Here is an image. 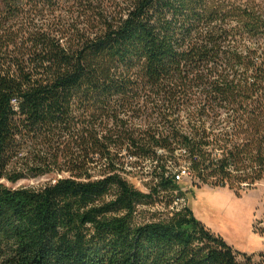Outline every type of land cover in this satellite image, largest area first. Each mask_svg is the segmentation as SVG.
<instances>
[{
  "label": "trees",
  "instance_id": "trees-1",
  "mask_svg": "<svg viewBox=\"0 0 264 264\" xmlns=\"http://www.w3.org/2000/svg\"><path fill=\"white\" fill-rule=\"evenodd\" d=\"M262 1L0 0V264H256L191 206L149 211L180 189L159 149L264 180ZM125 152L159 160L149 192Z\"/></svg>",
  "mask_w": 264,
  "mask_h": 264
},
{
  "label": "rangeland",
  "instance_id": "rangeland-1",
  "mask_svg": "<svg viewBox=\"0 0 264 264\" xmlns=\"http://www.w3.org/2000/svg\"><path fill=\"white\" fill-rule=\"evenodd\" d=\"M262 2L264 6V0ZM187 128H190V125L187 124ZM169 156L167 152L160 155L163 159ZM120 158L128 166L130 172L128 178L131 183L144 192L148 191L152 186L151 174L156 162L147 161L144 163L143 169H140L136 168V159L130 153L125 152ZM186 159L185 150H180L177 161L182 163L186 162ZM59 177H62V175L53 174L39 178H28L14 184L6 180H3V182L13 188L21 186L38 187ZM179 193L186 196L188 206L196 210L199 219L212 232L222 235L234 249L246 253V256L240 255L239 260L245 261L246 257H251L254 263L264 264V246L262 244L264 233L253 230L254 223L264 213V180L243 191L239 196L235 190L230 189L228 186L222 187L214 186L211 183H203L195 176L193 180L180 184ZM149 212L158 217H166L170 209L166 207V202H164L159 208H153ZM251 227L257 237L253 235V238H251ZM259 237L263 239L258 240Z\"/></svg>",
  "mask_w": 264,
  "mask_h": 264
},
{
  "label": "built area",
  "instance_id": "built-area-1",
  "mask_svg": "<svg viewBox=\"0 0 264 264\" xmlns=\"http://www.w3.org/2000/svg\"><path fill=\"white\" fill-rule=\"evenodd\" d=\"M164 152H166V151L163 149H159L157 151L158 156H159L157 159L161 158L160 155H162V153H164ZM177 155H179V154H177ZM177 155H176L175 161H172L171 155L164 160H169V162H170L169 163L170 166L168 167V170L166 172V176L172 178L175 183L180 185L181 183L188 182L189 180H193L195 178V173L193 171L191 161L186 159V162L179 163L177 161ZM135 159L138 160L136 157H135ZM147 161H154V160H147ZM158 161L159 160L154 161V162H156L155 165L158 164ZM179 190H176L174 192L175 193L174 200H173V203L170 207L171 211H179L188 205V199L186 198L185 195L180 194ZM146 192H149V190ZM253 230L258 232V233H262V232L264 233V213L254 223Z\"/></svg>",
  "mask_w": 264,
  "mask_h": 264
},
{
  "label": "crops",
  "instance_id": "crops-1",
  "mask_svg": "<svg viewBox=\"0 0 264 264\" xmlns=\"http://www.w3.org/2000/svg\"><path fill=\"white\" fill-rule=\"evenodd\" d=\"M193 209V208H192ZM258 210V209H257ZM193 211H194V213H195V215L198 217V218H200L198 215V213L196 212V210H194L193 209ZM255 214H256V212H255ZM262 214V213H261ZM260 214V215H261ZM251 229V234H250V236H251V238H253V235L255 236L256 234H254V232L252 231V227L250 228ZM255 237H257V236H255ZM260 238V237H259ZM263 238H260V239H258V240H262ZM262 244H263V246H264V242H262Z\"/></svg>",
  "mask_w": 264,
  "mask_h": 264
}]
</instances>
